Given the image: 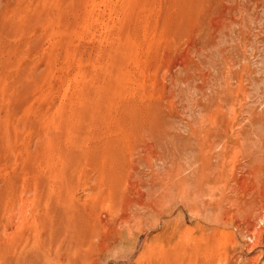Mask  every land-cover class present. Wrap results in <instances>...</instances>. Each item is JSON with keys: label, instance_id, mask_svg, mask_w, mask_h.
<instances>
[{"label": "rangeland", "instance_id": "rangeland-1", "mask_svg": "<svg viewBox=\"0 0 264 264\" xmlns=\"http://www.w3.org/2000/svg\"><path fill=\"white\" fill-rule=\"evenodd\" d=\"M263 229L264 0H0V264H264Z\"/></svg>", "mask_w": 264, "mask_h": 264}, {"label": "bare ground", "instance_id": "bare-ground-1", "mask_svg": "<svg viewBox=\"0 0 264 264\" xmlns=\"http://www.w3.org/2000/svg\"><path fill=\"white\" fill-rule=\"evenodd\" d=\"M1 29H2V28H1ZM231 155H232V154H231ZM220 158H221V157H220ZM221 164H224V163H222V161H221ZM222 166H223V165H222ZM244 169H245V168H244ZM229 172H230V171H229ZM202 175H203V174H202ZM202 175H201V176H202ZM204 175H205V174H204ZM203 177H205V176H203ZM220 177H221V176H220ZM222 179H223V178H222ZM199 184H200V183H199ZM205 184H206V183H205ZM205 184H204V185H205ZM214 184H215V183H214ZM214 184H213V185H214ZM208 185H209V184H208ZM199 186H200V185H199ZM229 187H230V186H229ZM215 189H216V188H215ZM181 191H182V190H181ZM183 191H184V190H183ZM201 192H202V191H201ZM209 193H210V192H209ZM182 194H183V193H182ZM204 194H205V193H204ZM204 194H203V195H204ZM206 194H208V193H206ZM206 194H205V196H206ZM198 195H200V194H198ZM201 195H202V193H201ZM203 195H202V196H203ZM208 196H209V195H208ZM213 198H214V197H213ZM197 199H198V198H197ZM257 200H258V199H257ZM208 201H209V200H208ZM262 201H263V200H262ZM206 202H207V201H206ZM211 206H212V205H211ZM208 209H209V208H208ZM196 210H197V209H196ZM255 210H256V208H255ZM259 210H260V209H259ZM191 211L193 212L192 209H191ZM191 211H190V212H191ZM255 212H256V211H255ZM255 212H254V213L252 212V214L254 215ZM197 213H198V212H197ZM231 213H232V212H231ZM260 213L262 214V212L259 211V214H260ZM259 219H260V218H259ZM262 219H263V218H262ZM260 220H261V219H260ZM262 223H263V222H262ZM252 228H253V227H252ZM263 230H264V229H263ZM253 231H254V230H253ZM263 232H264V231H263ZM247 233H248V232H247ZM189 246H190V245H189ZM251 259H252V258H251Z\"/></svg>", "mask_w": 264, "mask_h": 264}]
</instances>
